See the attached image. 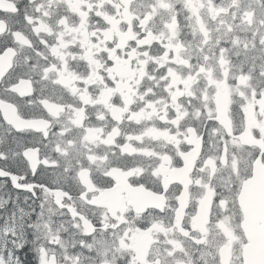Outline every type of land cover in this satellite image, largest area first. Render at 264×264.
<instances>
[{"label": "snow or ice", "instance_id": "obj_1", "mask_svg": "<svg viewBox=\"0 0 264 264\" xmlns=\"http://www.w3.org/2000/svg\"><path fill=\"white\" fill-rule=\"evenodd\" d=\"M0 264H264V0H0Z\"/></svg>", "mask_w": 264, "mask_h": 264}]
</instances>
